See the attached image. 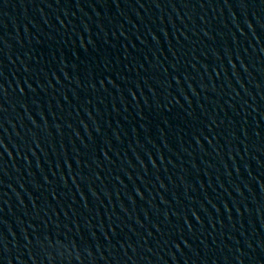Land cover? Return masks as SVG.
<instances>
[{
    "label": "water",
    "instance_id": "1",
    "mask_svg": "<svg viewBox=\"0 0 264 264\" xmlns=\"http://www.w3.org/2000/svg\"><path fill=\"white\" fill-rule=\"evenodd\" d=\"M140 0H0V264H137Z\"/></svg>",
    "mask_w": 264,
    "mask_h": 264
}]
</instances>
